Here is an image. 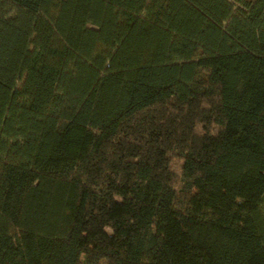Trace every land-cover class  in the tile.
Here are the masks:
<instances>
[{"label":"trees","instance_id":"trees-1","mask_svg":"<svg viewBox=\"0 0 264 264\" xmlns=\"http://www.w3.org/2000/svg\"><path fill=\"white\" fill-rule=\"evenodd\" d=\"M0 264H264V0H0Z\"/></svg>","mask_w":264,"mask_h":264}]
</instances>
